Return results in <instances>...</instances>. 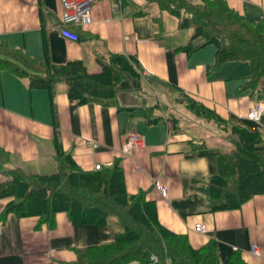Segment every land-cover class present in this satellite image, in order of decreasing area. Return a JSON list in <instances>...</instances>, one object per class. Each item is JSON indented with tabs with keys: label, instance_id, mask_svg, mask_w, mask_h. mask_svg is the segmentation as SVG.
<instances>
[{
	"label": "crops",
	"instance_id": "obj_1",
	"mask_svg": "<svg viewBox=\"0 0 264 264\" xmlns=\"http://www.w3.org/2000/svg\"><path fill=\"white\" fill-rule=\"evenodd\" d=\"M133 1L140 7L145 4ZM225 1L248 19H264V0ZM170 16L157 6L137 14L131 5L96 0L90 22L74 28L79 38L72 40L61 34L60 0H0V40L9 46L36 59L47 56L54 64L81 60L90 72L101 69L99 60L122 54L134 60L141 75L139 81H123L111 99L78 104L69 99L61 82L54 84L51 102L49 91L30 88L27 77L0 71V146L11 154L7 165L29 173L54 172L55 139L84 170H93L96 164L109 166L119 157L127 191H145L146 198L155 202L163 226L185 234L194 247L214 240L221 264L234 250L247 264H264V195L253 196L237 209L211 212L209 197L201 189L212 175H233L228 152L206 148L203 138H190L180 131L179 123L173 128L163 110L157 114L159 108L155 114L162 121L156 123L128 111L140 106L143 97L154 104L152 95L159 103L167 94L182 96L169 91L172 85L222 117L264 136V95L237 92L250 74L246 67L225 73L213 70L211 45L191 55L175 50L191 34L180 31ZM259 88L264 90V78ZM255 107L261 109L259 118H248ZM132 130L145 143L125 154L123 146ZM203 148L219 153L194 154ZM224 154L229 156L226 160ZM154 181L166 187L165 196ZM10 199L0 198V264H71L87 247L114 238L112 225L72 224L65 212L55 213L52 225L38 223L35 216L3 215ZM196 223L206 226L205 233L194 229ZM253 243L258 254L251 252Z\"/></svg>",
	"mask_w": 264,
	"mask_h": 264
},
{
	"label": "trees",
	"instance_id": "obj_2",
	"mask_svg": "<svg viewBox=\"0 0 264 264\" xmlns=\"http://www.w3.org/2000/svg\"><path fill=\"white\" fill-rule=\"evenodd\" d=\"M115 1L133 6L137 14H145L157 6L175 17L180 31H191L188 41L175 50L191 55L207 45L213 46V70L228 60L247 62L250 74L237 92L248 90L257 96L264 95L259 88L264 78V19H248L225 0H144L143 7L133 0ZM99 63L101 69L97 72L88 71L81 60L54 64L47 56L36 59L0 40V71L27 77L30 88L49 91L51 102L53 86L58 82L66 85L69 99L85 104L111 99L123 81L141 79L134 60L122 54H112ZM170 90L182 94L183 104L190 112L215 123L231 145L233 175H212L201 186L209 197V210L237 209L253 196L264 195L262 132L222 117L178 87L170 85ZM145 102L143 97L140 106L129 108L130 115L148 123L162 121V116L155 114L158 103L146 106ZM170 116L167 119L173 121V128L178 127L177 117ZM54 141V172L29 173L19 166L2 171L5 178L0 179V198H11L3 215L35 216L38 223L52 225L55 213L65 212L72 224H110L116 229L111 241L87 247L71 264H221L214 240L209 239L200 247L192 246L185 234L175 233L159 222L156 204L146 198L145 191L133 194L127 191L119 157L109 166L84 170L71 153L63 151ZM195 150V155L219 153L205 148ZM10 157L0 146V163L9 164ZM226 264L247 263L234 250Z\"/></svg>",
	"mask_w": 264,
	"mask_h": 264
},
{
	"label": "rangeland",
	"instance_id": "obj_3",
	"mask_svg": "<svg viewBox=\"0 0 264 264\" xmlns=\"http://www.w3.org/2000/svg\"><path fill=\"white\" fill-rule=\"evenodd\" d=\"M173 22H177L175 17L170 16ZM181 31H189V30H181ZM180 33V32H179ZM191 34V31H190ZM199 39H197L195 42H198ZM213 47V46H210ZM214 49V47H213ZM246 67L247 71L246 74L250 73L249 64L247 62H240L236 60H228L225 61L221 67L220 71L224 72L227 70H231L233 72H236L241 69V67ZM241 74H245V71L241 70ZM168 97L164 100V102L159 103L158 100L155 98L154 95H152L151 102L158 103L159 109L157 110V114H160L163 110V113H166L167 117L172 116L177 117L178 123L180 126L181 132H186L190 138H193L194 140L198 139L199 137L203 138V142L206 143V148H214V149H220L224 152H228L231 148L230 143L225 139L223 132L221 129L213 122H208L205 120H202L199 116L195 115L194 113L190 112L183 104V96L180 94L177 95L176 98H173L172 96L174 94H167ZM163 96V95H162ZM161 96V99L164 98ZM147 99V98H146ZM145 105H150V102L146 100ZM171 117V116H170ZM173 125V121H170ZM197 142V141H196ZM198 143V142H197ZM231 156V155H230ZM224 160H226L229 156L227 154L223 155ZM11 165L4 166L0 163V179L5 178V174L2 172L7 168H10Z\"/></svg>",
	"mask_w": 264,
	"mask_h": 264
},
{
	"label": "built area",
	"instance_id": "obj_4",
	"mask_svg": "<svg viewBox=\"0 0 264 264\" xmlns=\"http://www.w3.org/2000/svg\"><path fill=\"white\" fill-rule=\"evenodd\" d=\"M96 0H60V19L62 23L61 34L69 39L78 40L79 36L74 31V28L83 27L90 22L92 4ZM261 109L255 107L247 114L248 118L258 119ZM145 143L144 137L139 135L136 131L132 130L127 136L126 142L123 146V152L130 154L135 147L143 146ZM93 144V147H96ZM102 166L96 164L95 170L100 169ZM155 187L160 191L161 195H166V187L154 181ZM1 229V223H0ZM194 229L199 233H205L206 226L202 223H196ZM251 252L258 254L257 245H251Z\"/></svg>",
	"mask_w": 264,
	"mask_h": 264
}]
</instances>
